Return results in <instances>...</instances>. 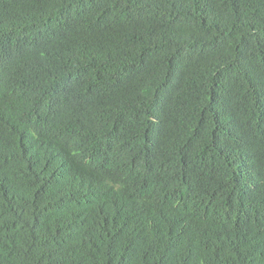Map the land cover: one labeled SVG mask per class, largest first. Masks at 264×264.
<instances>
[{
    "label": "trees",
    "instance_id": "1",
    "mask_svg": "<svg viewBox=\"0 0 264 264\" xmlns=\"http://www.w3.org/2000/svg\"><path fill=\"white\" fill-rule=\"evenodd\" d=\"M0 264H264V0H0Z\"/></svg>",
    "mask_w": 264,
    "mask_h": 264
}]
</instances>
